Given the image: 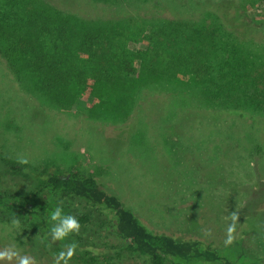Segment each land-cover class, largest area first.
I'll use <instances>...</instances> for the list:
<instances>
[{
    "label": "rangeland",
    "instance_id": "obj_1",
    "mask_svg": "<svg viewBox=\"0 0 264 264\" xmlns=\"http://www.w3.org/2000/svg\"><path fill=\"white\" fill-rule=\"evenodd\" d=\"M42 1L64 16L106 22L115 30L112 52L119 53L115 57L142 64L138 74L124 72L129 86L134 87L131 93L139 96L138 105L129 109L125 118L104 116L102 111H109L105 102L113 98L111 91L101 92V96L94 93L89 72L87 87L70 106L63 107L34 86L33 75L18 74L0 53V190L30 191L35 183L31 175L12 171L5 159L25 157L30 168L39 171L78 169L94 176L105 191L117 195L152 230L184 239L208 237L223 246L221 249L229 248L224 243L227 229L223 215L230 209L224 206L231 194L245 192V180L241 171L238 177L227 169L228 139L214 136L213 127L208 139L195 133L194 121L198 120L197 116L191 118L196 113L189 108L200 106L198 88L188 81L194 78L174 74L169 66L174 51L198 46L203 38L210 40L214 18L218 27L234 33L241 45L264 61V0ZM177 19L193 21L177 30L169 24ZM81 60L86 61L85 56ZM154 67L160 75L148 84L147 72ZM207 128L203 126L201 133ZM177 131L194 136H181ZM243 207L237 213L234 238L242 234L238 226L242 215L258 216L254 205ZM5 216L0 210V218ZM2 227L0 252H17L36 264H55L59 253L67 251L64 244L53 241L51 233L41 237L44 232L39 224L24 226V232L14 237ZM84 238L87 243L94 242L106 258L112 256L111 264H151L145 257L123 250L118 237L106 227L93 224ZM241 239L245 254L253 256L250 263L258 260L264 264V232H246ZM233 253L229 250L227 254ZM78 256L75 249L68 264H84ZM247 263L248 259L243 262ZM0 264H17V260H0Z\"/></svg>",
    "mask_w": 264,
    "mask_h": 264
},
{
    "label": "trees",
    "instance_id": "obj_2",
    "mask_svg": "<svg viewBox=\"0 0 264 264\" xmlns=\"http://www.w3.org/2000/svg\"><path fill=\"white\" fill-rule=\"evenodd\" d=\"M235 12L236 19L241 18L237 7ZM192 21L177 19L169 24L182 30ZM218 24L214 18L209 41L203 38L198 46L191 44L182 52L174 51L169 69L184 78H194L188 79L198 88L200 104L197 109L189 108L196 113L191 118L197 116L198 120L194 121L198 132H194L208 139L213 127L214 136L228 139V158L224 157L227 169L238 177L241 171L244 177L245 192L231 194L232 199L224 206L230 211L223 215V226L227 229L226 223H232L231 213H238L243 205L257 209L258 216L249 212L241 216L238 226L242 234L228 245L230 249L224 248L226 254L220 248L223 246L208 237L184 239L152 230L141 215L126 207L117 195L105 191L92 175L78 169L39 171L12 159H5L6 165L12 171L31 175L35 183L30 191L0 190V210L6 214L0 218V226H5L1 230L14 237L23 231L21 228L34 223L41 226V237H45L51 228L59 226L60 219L72 215L80 224L79 233L59 242H75L84 264H100L101 258V264H111L113 258L103 256L94 242L85 241L84 234L93 224L106 227L118 237L123 250L145 257L151 264H243L246 259L249 264H260L258 260L250 263L253 256L245 254L241 238L246 232H264V61ZM107 25L64 16L42 0H0V53L18 74L33 75L34 86L63 107L70 106L87 87L86 76L91 72L93 92L101 96V92L108 94L110 90L113 97L105 102L109 111H102L103 115L125 118L129 109L138 105L139 96L131 93L134 87L129 86L124 72L138 74L142 64L115 57L119 54L112 52L115 30ZM83 56L86 61L81 60ZM147 73L148 84L160 75L155 67ZM203 126L208 128L202 134ZM200 195L205 202V194ZM76 203L83 205L82 209ZM57 207L63 209L60 219L51 220L50 213ZM13 219L19 221L18 226L13 225ZM229 250L235 254H227Z\"/></svg>",
    "mask_w": 264,
    "mask_h": 264
},
{
    "label": "clouds",
    "instance_id": "obj_3",
    "mask_svg": "<svg viewBox=\"0 0 264 264\" xmlns=\"http://www.w3.org/2000/svg\"><path fill=\"white\" fill-rule=\"evenodd\" d=\"M29 161L25 157H18L17 163L24 165L27 164ZM63 211L62 208L57 207L50 213L51 220H58L60 219L61 212ZM230 219L232 221L231 224L227 227V237L224 241L225 245H230L234 241V233L236 231V221L239 219L238 214L234 211L231 213ZM13 225L18 226L19 221L16 219H13L12 221ZM80 224L77 221L75 217L72 215H67L66 218L60 219V224L57 227L51 228V235L53 238V241H61L64 240L68 235L71 233H79ZM210 235V233H208ZM77 245L75 242L71 244L65 245V248L67 251H62L59 253V258L55 259V264H60V261L62 260L64 264H68V261L72 258V256L75 253ZM17 260V264H36L35 260L28 256H20L17 252H13L9 254V252L4 251L0 252V260H8L12 261L13 259Z\"/></svg>",
    "mask_w": 264,
    "mask_h": 264
}]
</instances>
